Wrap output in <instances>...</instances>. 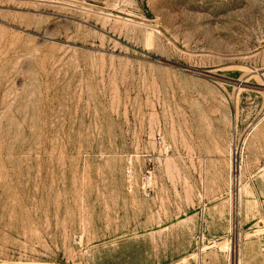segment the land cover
Masks as SVG:
<instances>
[{"label":"rangeland","instance_id":"obj_1","mask_svg":"<svg viewBox=\"0 0 264 264\" xmlns=\"http://www.w3.org/2000/svg\"><path fill=\"white\" fill-rule=\"evenodd\" d=\"M230 241L264 264V0H0V261Z\"/></svg>","mask_w":264,"mask_h":264},{"label":"crops","instance_id":"obj_2","mask_svg":"<svg viewBox=\"0 0 264 264\" xmlns=\"http://www.w3.org/2000/svg\"><path fill=\"white\" fill-rule=\"evenodd\" d=\"M224 249V248H223ZM225 250V249H224ZM226 251V250H225ZM245 251L243 252V256ZM169 249H142L132 247L131 243H126L120 247L101 248L97 250L96 263L91 264H171L170 257L174 256ZM191 256L206 258L199 264H225L226 254L220 250L209 249V247L195 250ZM185 256V255H183ZM242 263V262H241ZM0 264H57L40 261H0ZM90 264V263H83Z\"/></svg>","mask_w":264,"mask_h":264},{"label":"bare ground","instance_id":"obj_3","mask_svg":"<svg viewBox=\"0 0 264 264\" xmlns=\"http://www.w3.org/2000/svg\"><path fill=\"white\" fill-rule=\"evenodd\" d=\"M224 249L227 252V264H240L241 263V257L240 260H236L235 259V253H236V249H235V245L232 244V242L230 241L225 247Z\"/></svg>","mask_w":264,"mask_h":264}]
</instances>
